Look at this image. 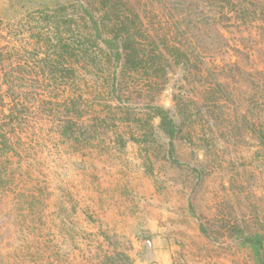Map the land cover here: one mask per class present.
I'll return each mask as SVG.
<instances>
[{
  "label": "rangeland",
  "instance_id": "1",
  "mask_svg": "<svg viewBox=\"0 0 264 264\" xmlns=\"http://www.w3.org/2000/svg\"><path fill=\"white\" fill-rule=\"evenodd\" d=\"M165 1L119 0L146 58L68 88L86 105L80 146L59 137L60 87L0 0V264L264 263V0H217L208 24L196 1ZM167 12L189 18L198 57Z\"/></svg>",
  "mask_w": 264,
  "mask_h": 264
},
{
  "label": "trees",
  "instance_id": "2",
  "mask_svg": "<svg viewBox=\"0 0 264 264\" xmlns=\"http://www.w3.org/2000/svg\"><path fill=\"white\" fill-rule=\"evenodd\" d=\"M85 1L86 4H82L81 0H78V3L69 2V0H8L5 9L7 19L24 21L28 27V38L33 39L31 54L37 59L39 69L36 74L42 78L43 82L49 83L46 86L58 87L59 85L60 87L62 100H58L56 94L54 96L59 102L55 105V111L63 112L62 117L57 118L59 137L80 146H83L87 140L81 139L83 127H85L83 116L86 113V105L82 104L83 98L80 95L70 93L68 88L73 92L78 89L81 74H85L87 67L110 73L108 67L115 71L120 61H122L121 67L124 68L126 64L140 65L146 58L145 52L140 53L134 49L140 44L142 45L140 48H143V40L141 36H137L136 31L127 32V26H132L135 20H132L130 15L119 12V0ZM156 1L160 5L166 2L165 0ZM194 1L197 7L192 13L193 17L198 16V22L208 24L210 20L216 19L215 7L218 4L215 2L217 0ZM219 1L228 2V0ZM199 8L201 10L198 12ZM167 19L171 21L179 35L190 40L187 28L184 29L181 26L183 22H189L187 21L189 18L179 19L176 16L174 21L173 14L167 12ZM165 48H158L156 55H160ZM187 48L191 54H195V57L200 55L193 41L190 40ZM172 50L176 55L185 57V60L189 59L188 54L179 49ZM105 81L107 86H110V91L105 93L108 97L109 94L115 93V86H119V82H116L115 76H112L108 82ZM219 84V81H215L216 86H220ZM14 110L13 108L10 114ZM152 111L153 117L159 120L158 128L167 137L173 139L175 126L168 112L160 107H154ZM9 119V122L15 121L12 117ZM262 139L261 137L260 140L264 146Z\"/></svg>",
  "mask_w": 264,
  "mask_h": 264
}]
</instances>
